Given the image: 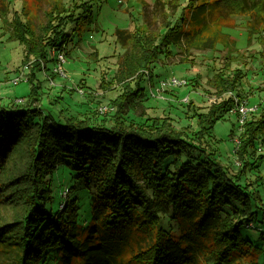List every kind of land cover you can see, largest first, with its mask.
<instances>
[{
    "label": "trees",
    "instance_id": "trees-1",
    "mask_svg": "<svg viewBox=\"0 0 264 264\" xmlns=\"http://www.w3.org/2000/svg\"><path fill=\"white\" fill-rule=\"evenodd\" d=\"M21 2L20 12L10 20L11 34L24 43L34 82L33 72L47 50H61L67 43L66 25L72 24L80 36L89 26L92 5L71 0L65 6L53 0L42 10L41 20L31 22L25 11L30 4ZM148 23L146 18L133 30L114 29L125 56L119 63L122 89L112 100L115 110L107 115L112 125L105 118L64 117L34 106L35 85L22 107L0 105V162L17 141L32 142L29 167L18 176L30 187L19 196L28 202L25 213L9 229L14 232L4 229L11 224L0 227V249L18 245L17 264H264L242 261L256 248L239 230L243 224L254 227L257 209L264 214L255 181L239 180L255 164L249 155L256 152V140L264 144V102L241 125L235 151L240 167L233 174L201 144L231 98L212 104L198 118L200 129L192 137L177 135L168 124L157 126L156 120L145 125L127 120L123 107L142 95L144 71L157 50L175 42L179 33L178 24L165 23L164 32L154 36ZM226 70L210 80L218 93L232 92L242 76L238 69L228 75ZM63 163L88 190L85 225L77 219L76 199L66 200L63 210L50 206L49 178ZM164 213L168 230L161 226ZM133 231L141 235L133 236Z\"/></svg>",
    "mask_w": 264,
    "mask_h": 264
},
{
    "label": "rangeland",
    "instance_id": "rangeland-1",
    "mask_svg": "<svg viewBox=\"0 0 264 264\" xmlns=\"http://www.w3.org/2000/svg\"><path fill=\"white\" fill-rule=\"evenodd\" d=\"M24 1L30 4L25 11L29 12L31 22L38 17L41 20L42 10L53 2ZM70 1L62 0L65 6L70 5ZM76 1L91 2V23L81 36L68 23L67 43L61 50H47L39 70L33 72L32 82L31 61H25L24 43L11 34L10 20L15 12H20L22 2L0 0V105L22 107L29 98L31 86L35 85L34 106L64 117L91 121L105 118L108 125H112L113 120L107 119V115L115 110L112 100L122 89L118 81L119 63L125 56L124 48L115 40V27L133 30L147 18L148 30L156 36L164 32L165 23H169V27L178 24L175 42L157 50L155 59L148 65L149 73L144 71L142 95L134 98L133 105L126 103L123 113L131 122L145 125L156 120L157 126L168 124L177 135L192 137L193 132L200 129L198 118L206 114L212 104L231 98L230 107L212 123L210 137L205 134L207 141L200 142L230 174L239 171L237 106L251 108L248 114L258 112L264 102V0ZM58 52L64 56V75L53 71ZM224 69H228L224 72L226 75L238 69L242 76L232 92L218 93L217 86L213 87L210 80ZM172 79L176 82L171 83ZM17 99L21 102L15 105ZM255 149V154L249 155L250 160L255 158V164L245 168L239 180L241 183L255 181L253 188L260 197L259 205L264 207V144L259 139ZM31 159L32 142L23 139L17 141L0 162V227L11 224L4 228L6 231L15 229L25 213L28 202L19 196L21 190L28 191L30 187L18 176L28 169ZM49 182L50 206L63 210L66 200L76 199L77 219L85 225L89 220L85 216L89 212L88 190L82 187L70 167L64 163L57 166ZM252 222L253 228L244 224L239 228L243 238L256 248L254 254L243 257L242 261L263 262L264 214L261 209L256 210ZM161 226L165 230L169 228L167 213L161 215ZM132 233L141 235L140 231ZM18 251V245L5 244L0 249V264H17Z\"/></svg>",
    "mask_w": 264,
    "mask_h": 264
},
{
    "label": "built area",
    "instance_id": "built-area-1",
    "mask_svg": "<svg viewBox=\"0 0 264 264\" xmlns=\"http://www.w3.org/2000/svg\"><path fill=\"white\" fill-rule=\"evenodd\" d=\"M55 63H56V66H55V68H53V71H56L61 75H64V73L62 71V67H63V63H64V56L62 53L58 52L55 54ZM170 82L174 83V82H176V80L172 79ZM20 102H21V100L17 99V100H15L14 104L17 105V104H20ZM235 106H237V103L235 104ZM249 110H251V108H247L244 105H238L237 106V111L239 114L238 121H239V129L240 130H241V125L244 123V121H245L244 119H245L247 112ZM236 143H237V138H236Z\"/></svg>",
    "mask_w": 264,
    "mask_h": 264
}]
</instances>
